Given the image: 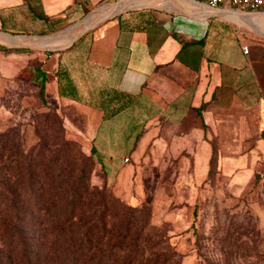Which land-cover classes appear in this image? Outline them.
<instances>
[{"label":"crops","instance_id":"obj_1","mask_svg":"<svg viewBox=\"0 0 264 264\" xmlns=\"http://www.w3.org/2000/svg\"><path fill=\"white\" fill-rule=\"evenodd\" d=\"M103 1L0 0V78L78 105L84 149L121 194L153 168L174 184L205 183L212 169L232 189L250 183L264 158V11L181 0L188 14L152 3L102 18ZM55 32L58 47L26 40Z\"/></svg>","mask_w":264,"mask_h":264},{"label":"rangeland","instance_id":"obj_2","mask_svg":"<svg viewBox=\"0 0 264 264\" xmlns=\"http://www.w3.org/2000/svg\"><path fill=\"white\" fill-rule=\"evenodd\" d=\"M121 1H103L97 7L101 12L98 16L115 14L110 7ZM142 1L123 0L131 6L119 12L145 6L137 5ZM180 1L156 0L154 4L175 17L188 14ZM58 35L55 32L26 40L44 47L48 42L58 44L49 38ZM17 39L9 37L8 41ZM84 115L75 103L46 99L40 87L27 78H0V186L14 180L18 173L24 176V182H44L46 171L61 174L68 152L81 153L90 156V166L85 170L90 184L105 187L120 204L137 209L125 214H119V210L116 222L133 221L138 229L147 223L135 240L129 238L126 243L129 249L133 245L144 249L136 263L153 253L156 256L152 258L159 264H264V158L253 180L239 189L227 186L214 169L205 183L174 184L170 183L171 176L157 175V168H153L139 176L134 195L129 189L121 194L123 186L117 189L107 185L96 152L84 149L91 140ZM125 158L140 169L138 160ZM28 169L34 171L31 178ZM0 192L5 194L7 190L0 188Z\"/></svg>","mask_w":264,"mask_h":264},{"label":"trees","instance_id":"obj_3","mask_svg":"<svg viewBox=\"0 0 264 264\" xmlns=\"http://www.w3.org/2000/svg\"><path fill=\"white\" fill-rule=\"evenodd\" d=\"M40 90L45 97L43 85ZM89 159L68 152L60 175L46 171V181L33 183L18 173L0 186L7 190L0 192V264H159L153 253L136 263L144 249L126 243L147 223L138 229L133 221L116 222L119 210L137 209L90 184Z\"/></svg>","mask_w":264,"mask_h":264},{"label":"built area","instance_id":"obj_4","mask_svg":"<svg viewBox=\"0 0 264 264\" xmlns=\"http://www.w3.org/2000/svg\"><path fill=\"white\" fill-rule=\"evenodd\" d=\"M202 4L206 8L214 10L238 11L250 13L255 11H264V0H193ZM247 51V46H243ZM125 160H127L125 158Z\"/></svg>","mask_w":264,"mask_h":264},{"label":"bare ground","instance_id":"obj_5","mask_svg":"<svg viewBox=\"0 0 264 264\" xmlns=\"http://www.w3.org/2000/svg\"><path fill=\"white\" fill-rule=\"evenodd\" d=\"M156 0H143L142 1V3L141 4H137V5H150V4H152V3H154ZM195 2V1H194ZM196 3H198V2H196ZM199 4V3H198ZM200 5H202V4H200ZM129 6H131V4H127V3H125V2H123V0L121 1V2H119L117 5H115V6H112V7H110V9H112V8H114L115 10H114V12H115V14H116V12L118 13L119 11H121V10H124V9H127V8H129ZM205 7V6H204ZM149 8V7H148ZM152 8V7H151ZM155 9V8H154ZM209 9V8H208ZM210 11H216V14H221V13H237V14H248V13H242V12H238V11H227V10H221V11H218V10H214V9H209ZM204 12V11H203ZM202 12V13H203ZM214 14V13H213ZM113 15V14H112ZM109 17V16H108ZM44 43H46V42H44ZM45 46H47V47H58L59 45L56 43L55 45L54 44H51V43H46V45Z\"/></svg>","mask_w":264,"mask_h":264}]
</instances>
